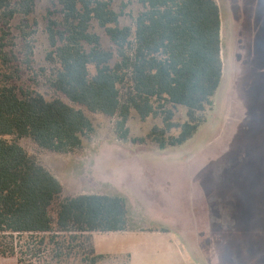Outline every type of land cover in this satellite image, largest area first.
Masks as SVG:
<instances>
[{
  "label": "trees",
  "instance_id": "obj_1",
  "mask_svg": "<svg viewBox=\"0 0 264 264\" xmlns=\"http://www.w3.org/2000/svg\"><path fill=\"white\" fill-rule=\"evenodd\" d=\"M52 1L60 18L49 12L52 67L44 72L50 90L66 100L20 87L13 22L30 17L36 0H0V256L18 264H98L92 236L132 230L127 200L62 198V183L19 141L73 155L95 133L87 113L113 119L127 140L135 111L142 121H164L137 142L161 150L183 145L207 121L222 83L221 10L216 0H137L142 11L123 27L114 0ZM94 22L116 52L104 48ZM30 56L32 48L28 67ZM178 108L187 111L183 124L174 121Z\"/></svg>",
  "mask_w": 264,
  "mask_h": 264
},
{
  "label": "rangeland",
  "instance_id": "obj_2",
  "mask_svg": "<svg viewBox=\"0 0 264 264\" xmlns=\"http://www.w3.org/2000/svg\"><path fill=\"white\" fill-rule=\"evenodd\" d=\"M216 1L223 79L207 121L189 141L166 150L140 144L136 139L164 121H142L135 111L127 140L116 134L113 119L87 113L95 133L73 155L43 151L27 138L19 141L62 183V198L86 194L127 200L132 230L92 236L98 264H264V0ZM113 8L123 27L133 25L142 11L137 0H114ZM49 12L60 18L52 0H36L30 17L13 22L19 85L47 100H66L50 90L44 72L52 67ZM92 30L105 49L116 52L97 22ZM186 114L178 108L174 121L183 124ZM0 264H18V259L0 256Z\"/></svg>",
  "mask_w": 264,
  "mask_h": 264
},
{
  "label": "crops",
  "instance_id": "obj_3",
  "mask_svg": "<svg viewBox=\"0 0 264 264\" xmlns=\"http://www.w3.org/2000/svg\"><path fill=\"white\" fill-rule=\"evenodd\" d=\"M129 232H118V233H107V234H128ZM97 233H94L93 235H95ZM98 234H102V233H98ZM105 235V234H103ZM96 244V243H95Z\"/></svg>",
  "mask_w": 264,
  "mask_h": 264
}]
</instances>
